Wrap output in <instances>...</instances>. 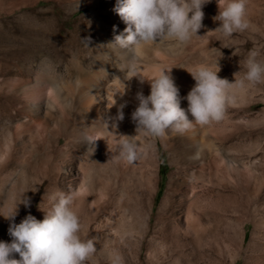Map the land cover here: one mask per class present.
Returning a JSON list of instances; mask_svg holds the SVG:
<instances>
[{
  "label": "rangeland",
  "instance_id": "obj_1",
  "mask_svg": "<svg viewBox=\"0 0 264 264\" xmlns=\"http://www.w3.org/2000/svg\"><path fill=\"white\" fill-rule=\"evenodd\" d=\"M195 1L136 3L138 12L142 7L161 19L186 12L181 17L184 26H197L198 13L208 17L205 32H194V36L210 40L214 46L211 57L220 58L219 68L208 80V104L221 114L217 124L207 126L206 134L224 151L223 159L213 161L214 168L223 169L224 158L239 162L241 202H224L219 212L210 215L198 210L210 199L197 198L194 224L188 228L179 202L191 200L193 190L182 187L174 197L178 213L165 222L159 207L170 190L174 168L164 146L158 145L157 174L154 180L148 176L145 186L127 181L112 186L108 177L116 175L114 163L106 167L95 163L93 191L85 184L87 168H82L81 154L76 150L74 162L62 166L56 186L37 182L34 163L0 174V179L10 177L6 182L0 180V264H264V0ZM48 5L45 2L41 7ZM44 9L33 11L26 0H0V60L6 61L18 79L36 72L40 65L67 76L70 59L95 60L98 46L112 38L113 30L106 20L72 32L53 24ZM252 13L256 16H250ZM82 14L85 12L73 18V25ZM65 19L62 15L59 22ZM138 20L146 40L154 39L156 29L143 28V15ZM246 20L255 27L252 36L244 25ZM170 41L178 49H188L179 37ZM72 75L83 76L77 72ZM4 111L9 110L4 106L0 113ZM2 124L0 120V142L3 134L8 142V127ZM162 132L159 129L166 140L169 133ZM22 150L16 154L19 162L28 157ZM132 163L121 161L120 170ZM189 167L191 172H201L198 164ZM202 185L196 182L197 192ZM175 229L182 245L172 235Z\"/></svg>",
  "mask_w": 264,
  "mask_h": 264
},
{
  "label": "bare ground",
  "instance_id": "obj_2",
  "mask_svg": "<svg viewBox=\"0 0 264 264\" xmlns=\"http://www.w3.org/2000/svg\"><path fill=\"white\" fill-rule=\"evenodd\" d=\"M45 2L49 4L42 6L47 17L60 29L75 32L106 20L113 30L112 38L102 40L95 60L70 59L67 76L40 65L36 72L18 79L6 61L0 60V104L9 110L0 113L9 136L8 142L4 134L1 137L0 174L34 163L37 182L56 186L62 166L74 162L78 150L81 166L87 168L85 184L91 191L96 184L92 176L95 163L103 167L114 163L116 175L108 177L112 186L125 181L145 186L148 176L154 180L157 174L161 144L174 168L170 190L159 207V216L165 222L178 213L174 197L182 187L193 190L191 200L179 202L188 228L194 224L197 198L210 199L198 209L210 215L224 202H241L239 162L224 158L225 167L214 168L213 161L223 159L224 151L206 134L207 126L217 124L221 114L220 109L211 110L208 104V80L219 68L220 58L211 57L214 46L210 40L204 35L194 36V32H205L208 17L198 13L197 26H184L181 17L186 12L161 19L142 7L138 12L137 0H26V5L37 11ZM80 12L85 14L73 25V18ZM253 14L250 16L255 17ZM62 15L66 19L60 23ZM142 15L143 28L156 29L154 39L146 40L140 29L138 18ZM244 25L249 34L245 33L252 36L254 25ZM176 37L183 39L188 49H178L170 41ZM76 72L83 76L74 77L72 73ZM159 129L169 133L166 140ZM21 150L27 153V162L17 161L16 154ZM123 160L134 163L120 170ZM191 164H198L201 172H191ZM4 176L3 182L9 180ZM196 182L203 184L200 192L196 191ZM177 231L172 233L177 240L172 239L182 245Z\"/></svg>",
  "mask_w": 264,
  "mask_h": 264
}]
</instances>
